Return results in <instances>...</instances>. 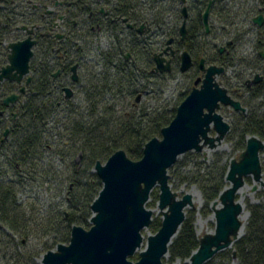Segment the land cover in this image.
Wrapping results in <instances>:
<instances>
[{
	"label": "trees",
	"instance_id": "obj_1",
	"mask_svg": "<svg viewBox=\"0 0 264 264\" xmlns=\"http://www.w3.org/2000/svg\"><path fill=\"white\" fill-rule=\"evenodd\" d=\"M187 1L191 19L186 40L180 47L181 51L196 55L199 61L203 52L205 53L199 41L200 34L214 35L211 23L209 34L203 24V15L211 0ZM113 2L115 18L142 20L148 25L149 32L141 43L134 44V40H131L127 45L135 52L137 61L143 59L145 65L151 67L152 55L155 52L154 42H150L154 38L153 31L161 30L166 7L171 5L180 11L182 0ZM221 3L223 0H216L213 4L210 20L211 12L215 14ZM245 13L251 21L264 14V11L260 7L251 6ZM52 22L44 17V11L35 10L32 6L27 7L21 0H0V69L8 60L7 44L18 41L22 35L17 31V27L37 26L36 48L39 49V54H35L31 63L34 74L33 96L28 101L25 97L8 143L0 154V264H38L36 258L41 253L28 252L34 241L43 242L50 238V242L44 243V249L50 250L60 244H69L73 227L90 229V219L93 215L91 205L103 188L101 180L92 172L96 164H104L120 150H124L133 161L141 160L146 144L156 137H161L162 129L171 123L177 113V110L172 113L144 110L138 115L134 109L117 110L115 99L119 95L130 98L139 92L138 80L150 82L152 78L159 76L152 70H132L130 66L128 68L121 66L122 64L117 70H104L89 79L84 88L83 104L76 106L69 101L59 106L57 103L64 85L61 80L52 79V74L56 72L54 69L58 67L56 53L53 52L55 44L47 37V32L52 29ZM69 25L68 37L71 38L72 44L67 43L64 48L68 52L67 61L72 59L70 54L73 52L72 48H75L74 42L80 41L77 38L79 31L73 22ZM181 26L182 23L180 27L177 24L175 34L178 35ZM172 30L169 28L168 31L173 32ZM168 31H163L162 35L168 36ZM259 32L261 38L259 37L256 46L258 51L264 50V27H260ZM89 33L87 27L85 34L90 35ZM232 37V34L229 35L226 42L215 46V54L208 58L210 64L219 65L227 60L228 57L220 53V48L231 41L234 42ZM122 52H126L124 47ZM102 56L105 65L111 66L116 60L109 52H103ZM256 61L259 64L260 57H256ZM256 67L259 68V65ZM65 71L69 73V70ZM248 89L246 81H241L236 88L229 90L233 98L241 100L248 108L247 113L235 115L236 124L229 134L235 140L236 150L242 152L246 149L248 137L257 136L264 141V82L256 85L251 91ZM48 91L51 93L49 97ZM110 95L113 97L109 99ZM258 101L257 107H250V104ZM52 122L53 126L50 125ZM58 128L59 133L56 132ZM56 152L66 164L62 168L45 164L47 154ZM228 167L229 162H224L221 156L215 158L211 164L199 160L196 165L190 167L183 162H177L170 169V173L181 184L196 186L205 201V212L210 213L211 203L219 198L227 186L225 177ZM52 174H57V178L65 177L63 183L68 184L64 204H52L43 209L37 201L30 198L21 200V193L41 180L46 181ZM153 195L156 199L159 194L153 191ZM247 208L250 218L244 236L234 243L232 249L218 253L206 264H234V254L237 264H264V197L261 202L249 204ZM161 226V220L153 221L151 232L156 234ZM15 244L18 248L15 255L9 260L6 259L7 249H13ZM199 246L194 219L189 216L169 247V261L172 264L176 261L186 264ZM133 259L138 261L139 256H134ZM164 262L166 263V259Z\"/></svg>",
	"mask_w": 264,
	"mask_h": 264
},
{
	"label": "water",
	"instance_id": "obj_2",
	"mask_svg": "<svg viewBox=\"0 0 264 264\" xmlns=\"http://www.w3.org/2000/svg\"><path fill=\"white\" fill-rule=\"evenodd\" d=\"M214 2L215 0H211L203 15L207 33L210 32V10ZM184 12L187 16L186 9ZM253 22L262 27L264 18L259 15ZM21 29L30 35L34 32L27 27ZM186 33L184 23L181 28L182 39ZM35 45L36 41L29 37L9 46V64L0 73V85L4 79L20 82L30 73ZM163 55L155 57L156 69L161 73L171 72V62ZM260 56L264 58V51ZM181 60L180 71L186 73L193 65L190 54L183 52ZM201 68L205 77L195 82L196 86L199 83L200 86L195 87L181 103L175 118L162 129L161 137L146 144L141 160L133 161L124 150H120L104 164H96L93 173L101 180L103 188L91 205V228L73 227L70 243L60 244L56 251L47 252L42 257L41 264H164V259L169 256V247L186 219L185 209L194 207L191 194L178 199L173 192L170 169L187 153H200L205 148L214 150L222 144L231 131V126L219 113L222 106L231 107L236 112L247 111L217 82V78L225 71L223 68L212 65L205 69L203 61ZM73 72L72 79L76 82V67ZM262 79L257 76L250 85L257 84ZM66 92L67 98L73 96L70 89H66ZM140 97L141 95L138 101ZM16 99L17 96L14 95L5 103L15 102ZM212 131L216 132V136H211ZM262 151L264 141L257 136H250L245 151L238 159L230 162L226 177L230 186L212 206L215 231L200 240V246L187 261L188 264H206L218 253L232 249L234 243L241 238L244 230L241 221L244 207L237 196L245 186L247 177H252L264 187L260 159ZM157 187L160 191L159 208L163 211L162 226L156 234L148 237L146 249L140 251L144 242L142 232L153 222V211L147 209L146 204ZM256 189L255 187L254 190ZM136 253H139V260L133 262L130 258ZM233 257L236 260V254Z\"/></svg>",
	"mask_w": 264,
	"mask_h": 264
},
{
	"label": "rangeland",
	"instance_id": "obj_3",
	"mask_svg": "<svg viewBox=\"0 0 264 264\" xmlns=\"http://www.w3.org/2000/svg\"><path fill=\"white\" fill-rule=\"evenodd\" d=\"M220 6L221 7L216 11L215 14L211 12L212 15L210 23L212 25L214 35L204 36L200 34L199 41L201 43V48L203 49V51H205L209 56H212L215 54V46L219 43L226 42L225 40H228L229 35H233L234 38H232L234 40V46L228 50L229 53H227L228 58L226 60L228 63L230 62V65L228 66L225 73L217 78V82L222 87L231 91L233 88H236L241 81H247L248 79L252 78L255 73H264L263 70H252V68H250L251 63L249 62H252L253 64V60L258 54V49L256 46L261 36L259 35V26H257L253 22V20H248L245 13L251 6L258 8L260 7V9L264 11V0H223V3H221ZM173 8L175 13L172 11ZM176 10L177 7H171V5L166 7L162 16L163 20L161 23V32L162 30L166 32L169 30V28H171V26H169L171 25L169 22L175 19ZM262 27H264V25ZM262 36L264 38V35ZM113 39L114 37H112L110 33L104 32L100 34L99 39L96 41L92 37L88 36L77 42V46H81L83 49L88 45L89 51L87 54H84V56L81 57V60L84 64V69L80 70L79 75L81 76L82 81L80 84L73 85L76 95L75 98L71 101V104L79 106L84 103V88L88 84L91 77H95V74H101L105 70V63L104 61H101L100 53L113 48ZM154 66V63L150 68L145 65L144 69L153 70ZM199 77H204V75L203 73L198 72V70L192 69L189 73L182 74L179 70V66H176L174 67L172 72L167 74H159V76L152 78L150 82H147L144 79H140L138 80V87L140 89L137 94L130 98L119 95L118 98L115 99L117 110L130 111L134 109L138 113V115L144 110H147L148 112L162 110L164 112L167 111L169 113H172L174 110H177L181 103L188 97V95L191 93L192 88L194 87L193 81ZM69 80L67 83H69ZM140 95L141 99L139 102H137L136 100ZM112 97L113 95L108 96L109 99ZM129 105H131V108H129ZM258 105L259 101L250 104V107L255 108ZM219 113L224 117L225 121L228 122L229 125H231L232 128L235 126L236 112L233 109L222 107ZM53 124L54 122H52L50 125L53 126ZM59 131V128L56 129L57 133H59ZM229 134L225 137L224 141L218 148L214 150L205 148L203 152L200 153H187L184 156H181L178 162H183L184 165L188 164L190 167V165H196V162H198L199 160H203L207 164H211L215 158H219L222 156L224 162H229L230 167V162L234 159H238L244 151L242 152L240 150H236L235 140L233 137H230ZM211 136H216V132L212 131ZM47 155V159L45 160L46 165L50 164L54 167L60 166L61 168L66 165L63 163L62 158L57 152L56 154L50 153ZM260 159L263 169L264 181V151L261 152ZM169 175L172 190L177 194L178 199H182L191 191H197L200 194L199 199H197L196 201H194L193 199L194 207L192 209H185L186 218L192 216L194 219V227L199 241L205 235L214 233L216 224L212 206L215 201L219 200V198L211 203L210 213H206L205 201L200 190L196 186L181 184L179 180H177V178H175V176L170 173V171ZM56 176L57 174H52L46 181L41 180L38 183L30 186L26 192L19 195L21 197V200L26 201L28 200V198H30L32 201H37L40 207L43 209L48 208L52 204H55L56 206L64 204L68 191V184L66 182L63 183L65 177L61 176L62 178H57ZM226 177L225 182L227 183V186L225 187V189L230 186V184L226 181ZM245 182V186L241 189L242 191L240 190L241 192H239L237 196V200L244 207L243 214L245 212L248 214V218L246 220H243V214L241 216V221L244 225V230L241 237H243L245 234V229L250 218V212L247 206L249 204H257L261 202L264 197V187H262L259 182L254 181L252 177H247L245 179ZM255 187L257 188L256 190H254ZM154 191H156L158 194L160 193L158 187L155 188ZM158 197L155 199L152 193L150 201L146 204V208L153 211V221L163 220V211H161L159 208ZM217 208H220V206H217ZM142 233L144 236V242L140 251L146 249L147 239L150 235H153L150 227L144 230ZM46 241L50 242V238H47L43 242L34 241L28 248V252L31 254L36 251H39L41 253L39 257L36 258L38 264H41L42 257L48 251L57 250V248H52L50 250L44 249V243ZM16 248L17 247L15 244L13 249L11 247L7 249L6 259L9 260L15 255ZM135 256H139V253H136ZM130 259L133 262H136L133 257ZM165 264H172L169 261V256L166 258ZM173 264L183 263L181 261H176ZM234 264H237L235 259Z\"/></svg>",
	"mask_w": 264,
	"mask_h": 264
},
{
	"label": "flooded vegetation",
	"instance_id": "obj_4",
	"mask_svg": "<svg viewBox=\"0 0 264 264\" xmlns=\"http://www.w3.org/2000/svg\"><path fill=\"white\" fill-rule=\"evenodd\" d=\"M21 2L25 4L27 7L32 6L33 9L35 10L44 11V17H46V19H48L49 21L50 20L53 21L52 29L50 30V32H47V37L49 38V40L53 42V44H55L53 48V52L56 53V62L58 64V67H55L54 69L56 70V72L52 74V79L56 81L61 80L62 84L64 85L61 88L62 90L61 97L59 98V101L57 103L59 106H62L66 104L67 102L72 101L75 98L76 92L74 90L73 85L81 83L82 80H81V76L79 75V73H80V70L84 69L83 67L84 64L81 60V57L84 56V54H87L89 51L88 45L85 46V48L83 49L81 46L79 47L77 46V42H78L77 41L74 43L75 48H72L73 52L70 54L72 59L68 61L66 60V56L68 52L64 48L67 45V43L69 45L72 44L71 38L68 37L69 32L67 29L68 26L70 27L69 23L71 21L73 22L74 27H76V29L79 31L77 35L78 40H82L85 37L90 36L96 41L99 39L100 34L104 32L110 33L111 36L114 37L113 44H112L113 48L105 52H109L110 55L113 56L116 60L114 63H111V66L105 65V70H117V67H119V65L121 64H122L121 66H127L128 68L131 67L132 70H145L144 60L142 59V61H139V60L137 61L135 57V52L132 51L130 47H128L127 43L130 42L131 40H134L133 42L134 44L138 42L141 43V41L144 40V37L147 36V32H149V27L142 20L128 21V19H125L122 17L115 18V14L113 12L115 3L113 2V0H76V1L75 0H35V1L33 0H23L22 1L21 0ZM184 9L187 10V13H186L187 16L185 15ZM172 11L174 12V8ZM73 13H74V16H73ZM260 15H262L264 18L263 14H260ZM190 16L191 14H190L189 7H188V1L182 0V7L180 11L176 10L175 19L169 22L171 24L169 26H171V29H173L172 30L173 32L168 31L169 32L167 34L168 36H166V35H162L163 30L162 32L160 29H158L157 32L153 31L155 33L154 38H153L154 41L152 39V41L150 42L152 43L154 42L153 44L155 47V52L152 55V59H153L152 62L155 65L152 70L154 74L156 75L165 74V73H161L160 71H157L156 69L157 65L155 62V57L160 54H164L163 55L164 58L167 61L171 62V66H172L171 72L176 66H179V70H181L180 69L181 63H182L181 54L183 52H188V51H181L182 48L180 47L181 46L180 44L186 40L188 28H189V22L191 19ZM180 23H182V26L184 23H186L187 33L184 39H182V36H181L182 26L180 28L178 35L175 34L176 32L175 28L177 27V24H180ZM24 27H27L28 29H33L34 31L33 34L30 35L27 31L21 29ZM87 27H88V31H90L89 33L90 35L85 34V32L87 31ZM17 31H19L22 35L20 36V39L18 41L12 42L11 44L24 41L28 39L29 37H32V40L36 41V45L38 44V40L36 38L37 31H38L37 26H34V27L19 26L17 27ZM170 40H173V41L170 44H168ZM11 44H7L8 60H7L6 65L2 69L7 67L9 64V55L11 53L9 46ZM36 45L33 48V58L35 54L37 53L39 54V49L36 48ZM233 46H234V42L232 41L229 42L227 45H223L220 48V53L228 57V54H227L229 53L228 50L231 49ZM123 47H124V50L126 51L125 53L122 52ZM222 49L223 51H221ZM165 51H167V53H165ZM172 51H174V54L172 53ZM263 51L264 50L258 51V54L256 56V57H260L261 59L259 64H258V61H256V57L253 60L254 61L253 64L252 62H249L251 63L250 68H252V70H263L264 72V64H263L264 58L260 56V53ZM102 54L103 52L100 53L101 61H104L102 59L103 57ZM202 55L203 56H201L200 60L197 61L198 57H196V55L190 54L192 63H193L192 67L186 73H182L181 71L180 72L182 74H187L193 69V70H198V72L203 73L205 77V72L201 68V62L202 61L204 62L205 69H208L210 66L216 65V64L209 63V60H208L209 55L206 52L205 53L203 52ZM33 58L31 59V62H30V73L26 75L20 82L10 80V79H4L1 82V85H0V154L3 153V149L6 146V143H8L9 137L11 136L12 130L14 129V125L18 119L19 108L23 107L24 105L25 97H26V100L28 101V99H31L33 96L32 84H33L34 74L31 69V63H32ZM229 65H230V62L228 63L225 60L223 61L222 64H219L216 66L223 68L226 71ZM257 65H259V68L256 67ZM75 67H76L75 73L78 77V81L76 82H74L72 79L74 75L73 69ZM2 69H0V73ZM65 70H69V73H66ZM257 76H261L263 78L262 81H260L257 84L250 85V82L255 80ZM204 77H199L193 81L194 87L192 88V90L195 87L200 86V83L198 86H196L195 82L198 79L203 80ZM68 80H69V83H67ZM262 82H264V73L262 72L255 73L252 78L246 81L247 87L249 88L248 90L251 91L256 85ZM66 89H70L71 92H73V96L71 98H67ZM228 93L233 98L229 90H228ZM14 95L17 96L16 101L15 102L9 101V104H6L5 103L6 100H8V98ZM50 95L51 93L50 91H48V97ZM247 95L248 93H246V96ZM234 100L239 101L242 104V106L246 108L243 105V102L241 100H237L235 98ZM136 101L139 102L138 98ZM222 107H225V106H222ZM226 108H231V107H226ZM247 112H248V109L245 113ZM238 113H243V112H236V114ZM231 130H232V127H231Z\"/></svg>",
	"mask_w": 264,
	"mask_h": 264
},
{
	"label": "bare ground",
	"instance_id": "obj_5",
	"mask_svg": "<svg viewBox=\"0 0 264 264\" xmlns=\"http://www.w3.org/2000/svg\"><path fill=\"white\" fill-rule=\"evenodd\" d=\"M242 191V190H241ZM240 191V192H241ZM189 194L192 195L194 201L200 198V194L197 191H191ZM243 220H246L248 218V214L245 212L242 216Z\"/></svg>",
	"mask_w": 264,
	"mask_h": 264
}]
</instances>
